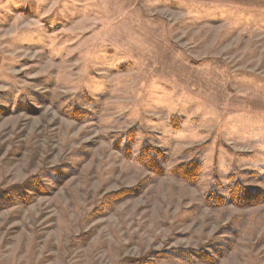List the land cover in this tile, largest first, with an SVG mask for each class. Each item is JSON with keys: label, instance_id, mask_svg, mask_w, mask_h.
Masks as SVG:
<instances>
[{"label": "rangeland", "instance_id": "obj_1", "mask_svg": "<svg viewBox=\"0 0 264 264\" xmlns=\"http://www.w3.org/2000/svg\"><path fill=\"white\" fill-rule=\"evenodd\" d=\"M215 179L264 192V0H0V264H264Z\"/></svg>", "mask_w": 264, "mask_h": 264}, {"label": "trees", "instance_id": "obj_2", "mask_svg": "<svg viewBox=\"0 0 264 264\" xmlns=\"http://www.w3.org/2000/svg\"><path fill=\"white\" fill-rule=\"evenodd\" d=\"M124 141V142H123ZM138 142L137 134L130 132L115 142V147L120 150L126 158H134V147ZM135 161L140 165L158 176L170 175L178 180L184 181L190 185H195L199 182L203 173V165L197 161L190 163H183L170 170L167 169L168 160L166 156L158 149H154L148 143L141 145L138 156ZM218 187H221L218 180H213L209 195L204 199V203L209 208H220L225 205H234L239 208H246L250 206H257L264 204V192L258 189L248 188L241 182H235L232 186L224 190V194L219 193ZM136 191V190H135ZM132 191H125L123 197H131ZM122 192V191H121ZM121 192L114 194L120 196ZM134 195V194H132ZM120 200V199H119ZM3 204L6 201L3 199ZM194 256L200 260L207 261L209 254L204 251H194ZM185 251L183 255L185 260L190 261V256ZM213 257V256H212ZM213 262V260H210Z\"/></svg>", "mask_w": 264, "mask_h": 264}]
</instances>
